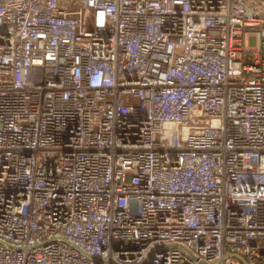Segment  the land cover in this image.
Returning a JSON list of instances; mask_svg holds the SVG:
<instances>
[{
    "label": "built area",
    "instance_id": "2783aa9c",
    "mask_svg": "<svg viewBox=\"0 0 264 264\" xmlns=\"http://www.w3.org/2000/svg\"><path fill=\"white\" fill-rule=\"evenodd\" d=\"M264 264V0H0V264Z\"/></svg>",
    "mask_w": 264,
    "mask_h": 264
},
{
    "label": "water",
    "instance_id": "95a60500",
    "mask_svg": "<svg viewBox=\"0 0 264 264\" xmlns=\"http://www.w3.org/2000/svg\"><path fill=\"white\" fill-rule=\"evenodd\" d=\"M243 262H245L246 263V261L245 260H243ZM247 264V263H246Z\"/></svg>",
    "mask_w": 264,
    "mask_h": 264
}]
</instances>
